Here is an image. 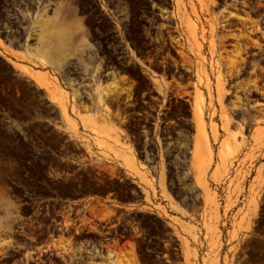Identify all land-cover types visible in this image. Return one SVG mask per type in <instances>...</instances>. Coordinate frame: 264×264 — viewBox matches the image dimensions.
Returning <instances> with one entry per match:
<instances>
[{
    "label": "rangeland",
    "instance_id": "1",
    "mask_svg": "<svg viewBox=\"0 0 264 264\" xmlns=\"http://www.w3.org/2000/svg\"><path fill=\"white\" fill-rule=\"evenodd\" d=\"M149 79L159 112L187 101L132 136L114 99ZM46 147L78 162L55 171L117 183L77 199L60 240L92 229L116 264H264V0H0V237ZM114 189L144 211L102 202Z\"/></svg>",
    "mask_w": 264,
    "mask_h": 264
},
{
    "label": "flooded vegetation",
    "instance_id": "2",
    "mask_svg": "<svg viewBox=\"0 0 264 264\" xmlns=\"http://www.w3.org/2000/svg\"><path fill=\"white\" fill-rule=\"evenodd\" d=\"M106 68H104V75L111 72ZM166 68L165 75L169 78L172 76L179 77L178 82L181 88L187 89L186 67ZM136 69L142 75L145 73L139 67ZM116 71L120 70L116 69ZM138 84L139 82H136L132 87L131 94L126 95L127 92H123L117 99H114V103L117 106L121 121L130 134L139 137L143 136L146 131H154L155 118L159 113L168 115L181 112V106L175 107L174 104L178 102L183 105L187 99L184 97L186 94L176 95L171 92L169 104L164 107V111L159 112L160 104L156 100L161 101L162 99L155 95L158 91L154 81L151 79L143 81V84L148 85L145 91H139L137 89ZM144 93L147 95L146 98H142ZM180 118L177 117V119ZM164 123L167 124L168 121H164ZM64 149L62 146L55 150ZM42 150L46 151V155L54 158L37 161L39 165H44L47 168L41 171L43 174L41 179L35 182L26 181L14 186L19 197L23 200L22 209L19 217L15 219L16 223L5 226L4 237H0V264H116L107 257V250L105 249L109 243L107 236L103 241L98 240L95 231L82 228L80 232L88 234V239L60 240L59 236L61 232H71L73 237L75 234H79L74 223L66 224L63 220L65 215H69L70 219L75 220V201L77 199L86 198V192L90 193L93 187L114 188L117 183L111 185L105 181L93 183L91 178L77 179L74 177L75 170L71 172L62 170L61 172L65 176H61V172L55 171L54 168L69 167L71 163L78 165V162L70 160L71 155L54 153V148L46 147ZM77 190L84 191V196L77 198L75 196ZM120 193L114 189L106 191L99 197L102 202L106 200L122 201V198L124 200L131 199ZM109 195L112 196L109 197ZM94 246L100 248L93 250Z\"/></svg>",
    "mask_w": 264,
    "mask_h": 264
},
{
    "label": "crops",
    "instance_id": "3",
    "mask_svg": "<svg viewBox=\"0 0 264 264\" xmlns=\"http://www.w3.org/2000/svg\"><path fill=\"white\" fill-rule=\"evenodd\" d=\"M188 141V139H186ZM118 207L123 210H130V211H144L142 206L144 205L143 202L134 201V200H122L119 201Z\"/></svg>",
    "mask_w": 264,
    "mask_h": 264
},
{
    "label": "bare ground",
    "instance_id": "4",
    "mask_svg": "<svg viewBox=\"0 0 264 264\" xmlns=\"http://www.w3.org/2000/svg\"><path fill=\"white\" fill-rule=\"evenodd\" d=\"M190 27V26H189ZM195 27V26H194ZM193 27V28H194ZM195 32V31H194ZM33 76V78L36 80V82L37 83H39L40 85H42L43 83H42V77L40 76V75H32ZM46 80V79H45ZM46 82V81H45ZM43 86V85H42ZM47 88V87H46ZM104 94V93H103ZM106 94V93H105ZM107 94H108V92H107ZM109 95V94H108ZM104 96H107V95H104ZM101 103H102V101H101ZM198 108V107H197ZM108 113V112H107ZM202 119V118H201ZM201 124V123H200ZM199 126V125H198ZM200 127L202 128V125H200ZM201 128H199V129H201ZM202 130V129H201Z\"/></svg>",
    "mask_w": 264,
    "mask_h": 264
}]
</instances>
